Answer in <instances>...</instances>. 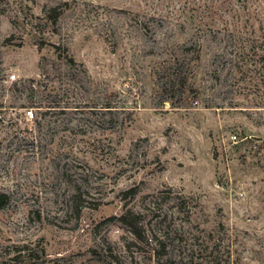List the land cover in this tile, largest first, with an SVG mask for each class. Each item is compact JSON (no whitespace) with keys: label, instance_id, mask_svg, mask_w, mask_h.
Listing matches in <instances>:
<instances>
[{"label":"rangeland","instance_id":"374dc122","mask_svg":"<svg viewBox=\"0 0 264 264\" xmlns=\"http://www.w3.org/2000/svg\"><path fill=\"white\" fill-rule=\"evenodd\" d=\"M0 264H264V0H0Z\"/></svg>","mask_w":264,"mask_h":264},{"label":"trees","instance_id":"16d2710c","mask_svg":"<svg viewBox=\"0 0 264 264\" xmlns=\"http://www.w3.org/2000/svg\"><path fill=\"white\" fill-rule=\"evenodd\" d=\"M2 198H6V196L2 195ZM121 218L124 222H126V224H129V226H131V232L134 234V236L139 240H143L144 236L142 234V231L137 227L136 216L127 214Z\"/></svg>","mask_w":264,"mask_h":264},{"label":"built area","instance_id":"2783aa9c","mask_svg":"<svg viewBox=\"0 0 264 264\" xmlns=\"http://www.w3.org/2000/svg\"><path fill=\"white\" fill-rule=\"evenodd\" d=\"M32 115V114H31ZM33 116V115H32ZM234 138H236V136H234Z\"/></svg>","mask_w":264,"mask_h":264}]
</instances>
